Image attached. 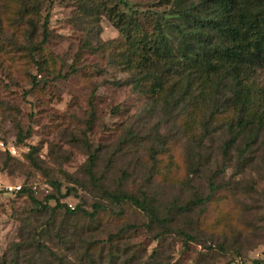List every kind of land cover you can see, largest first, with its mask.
<instances>
[{
  "label": "rangeland",
  "instance_id": "1",
  "mask_svg": "<svg viewBox=\"0 0 264 264\" xmlns=\"http://www.w3.org/2000/svg\"><path fill=\"white\" fill-rule=\"evenodd\" d=\"M175 1L128 0L125 9L115 0H0V260L18 250V264H264V123L236 160L242 139L222 153L233 136L227 83L193 105L199 86L187 87L185 72L151 97L132 89L135 72L111 64L122 50L119 18H135L144 37L160 16L167 32L181 22ZM183 3L203 9L200 0ZM168 38L175 47L173 30ZM254 79L264 82V70ZM6 187L37 202L52 195L70 210H103L65 215L52 211L54 201L37 210ZM104 193L145 201L195 240Z\"/></svg>",
  "mask_w": 264,
  "mask_h": 264
},
{
  "label": "trees",
  "instance_id": "2",
  "mask_svg": "<svg viewBox=\"0 0 264 264\" xmlns=\"http://www.w3.org/2000/svg\"><path fill=\"white\" fill-rule=\"evenodd\" d=\"M115 1L128 9V0ZM182 2L183 0L174 2L175 8H178L174 15L181 22L172 25L167 32L161 29L164 19L160 16L155 17L153 34L144 37L136 36L140 29L135 18L128 16L125 21L119 18L114 24L123 39L122 50L113 54L111 64L119 66L125 73L135 72L137 78L132 79V89L151 97L160 96L164 92L165 81L171 74L180 78L185 72L183 78L187 81L186 86H190L189 81H195L199 86L193 105L214 95L219 86L227 83V98L234 107V121L227 127L233 132V136L222 147V153L226 154L227 149L240 138L243 140V147L235 155L236 160H240L254 143L256 132L264 123V82L259 84L254 79L256 71L264 70V0H200L203 9L199 13L193 12L195 9L190 4ZM167 15L170 14H164ZM46 24L47 15L41 25V43L45 42ZM170 30L179 39L175 47L168 38ZM131 74L130 77H134ZM147 83L149 85L144 88L143 84ZM185 93L186 91L183 92ZM27 134L19 133L18 141ZM34 150L30 148V153ZM92 164L90 156L86 166L89 176ZM52 185L57 188L55 183ZM208 189L210 194L215 189L212 179L208 182ZM14 193L25 196L37 210H46L49 201L55 203L53 212L63 209L65 215L79 212L91 218L97 211L103 210L98 204L92 206L90 213L79 207L70 210L58 203L57 198L52 195L37 202L27 190L21 189ZM104 196L114 205L123 203L133 206L145 214L150 223L168 233L174 232L185 243L195 240L180 229H171L168 219L159 217L150 204L139 198L112 193H104ZM206 200L194 199L193 204H202ZM49 220L50 218L48 222ZM127 229H122L121 232ZM35 232L34 229L32 241L37 250L42 245L40 235ZM33 245L30 241L26 247ZM17 254L18 250L7 252L2 256L0 264H18Z\"/></svg>",
  "mask_w": 264,
  "mask_h": 264
},
{
  "label": "built area",
  "instance_id": "3",
  "mask_svg": "<svg viewBox=\"0 0 264 264\" xmlns=\"http://www.w3.org/2000/svg\"><path fill=\"white\" fill-rule=\"evenodd\" d=\"M5 190H7L8 192H11V191L17 192L19 191V187H6Z\"/></svg>",
  "mask_w": 264,
  "mask_h": 264
}]
</instances>
